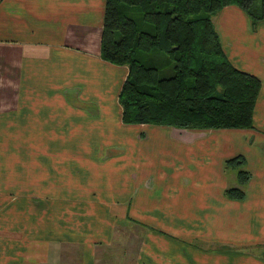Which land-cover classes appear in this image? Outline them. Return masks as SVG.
Returning a JSON list of instances; mask_svg holds the SVG:
<instances>
[{"label": "crops", "instance_id": "1", "mask_svg": "<svg viewBox=\"0 0 264 264\" xmlns=\"http://www.w3.org/2000/svg\"><path fill=\"white\" fill-rule=\"evenodd\" d=\"M104 2L0 0V264H264V21L214 18L260 80L252 130L124 126Z\"/></svg>", "mask_w": 264, "mask_h": 264}, {"label": "trees", "instance_id": "2", "mask_svg": "<svg viewBox=\"0 0 264 264\" xmlns=\"http://www.w3.org/2000/svg\"><path fill=\"white\" fill-rule=\"evenodd\" d=\"M235 6L254 31L264 0H105L100 57L126 66L118 102L124 126L186 131L252 130L260 80L227 59L214 18ZM240 157L225 163L242 202L250 180Z\"/></svg>", "mask_w": 264, "mask_h": 264}]
</instances>
